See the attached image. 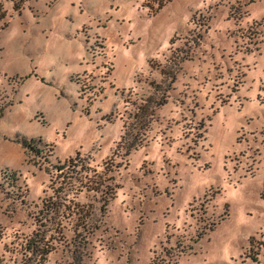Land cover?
Instances as JSON below:
<instances>
[{
    "label": "rangeland",
    "instance_id": "374dc122",
    "mask_svg": "<svg viewBox=\"0 0 264 264\" xmlns=\"http://www.w3.org/2000/svg\"><path fill=\"white\" fill-rule=\"evenodd\" d=\"M0 3V264L65 196L91 230L44 264H264V0Z\"/></svg>",
    "mask_w": 264,
    "mask_h": 264
},
{
    "label": "trees",
    "instance_id": "16d2710c",
    "mask_svg": "<svg viewBox=\"0 0 264 264\" xmlns=\"http://www.w3.org/2000/svg\"><path fill=\"white\" fill-rule=\"evenodd\" d=\"M12 1V6L14 8H19L23 0H11ZM161 5V4H160ZM5 16V10L2 7V4L0 3V19H2ZM167 75L170 76V78L173 76V71L171 70H166L163 71ZM165 98H161L158 100L156 103H162ZM143 107H139V109H142ZM137 121H141L142 118H134ZM142 124H139V127L135 126V123H133L130 127L131 133L128 134L127 137L126 135H122L121 138L123 139V146L125 148V152L127 153L131 147H135V145L140 144L141 140L143 138L144 131L141 130ZM136 127V128H135ZM134 129V130H133ZM14 140H19L21 141V144L23 146H31V140L33 138L26 139L24 137H21L19 139L13 138ZM122 140V139H121ZM120 141V140H119ZM78 160V155L69 158L66 161L59 162L54 164V167L58 170H62L65 166L77 164ZM109 167H107V170H110L111 165L113 164L112 161H108ZM85 169L87 173H83L81 170V176L79 178V186L84 185V187L87 190H93V191H100V194L102 195V198H105L110 192H111V187H109L108 184H106V187H104L103 184V179L101 176L98 174L96 175V172H94V168H88L82 166V169ZM86 169H90L88 172ZM12 177L14 174H10ZM97 177V178H96ZM105 203V202H104ZM103 203V204H104ZM84 203H80L77 200H73L71 197H62L61 200L56 201V200H50L46 199L43 197L41 199V207L39 208L42 217L44 220L42 221L40 219L41 225H45L47 223V220L51 219L50 216L48 215L50 212L51 214L54 212L55 219L50 220L53 225V234H47L46 236V231L48 228L46 227L43 231H31V233L26 234L22 236L15 244V246L12 247V249H16V251H19L20 254L25 255L26 261H23L22 264H44V260L46 257V254L53 249V244H52V239L58 241L60 238H64V234L62 231L63 228V222L62 219L69 220L72 224L73 230H76V235H81L78 239L76 238L75 234L71 238V243L73 244V250H72V261H76L77 257H79V254L81 253V246L86 242V233L90 231L88 226L85 225L87 216L89 214V211L85 209ZM102 209V207H101ZM49 216V217H48ZM90 219V218H89ZM82 229V232L80 230ZM55 233V234H54Z\"/></svg>",
    "mask_w": 264,
    "mask_h": 264
}]
</instances>
